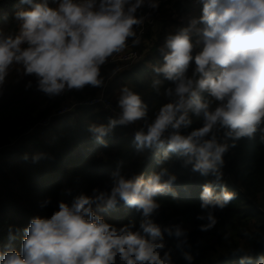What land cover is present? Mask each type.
Masks as SVG:
<instances>
[{
    "label": "clouds",
    "instance_id": "clouds-1",
    "mask_svg": "<svg viewBox=\"0 0 264 264\" xmlns=\"http://www.w3.org/2000/svg\"><path fill=\"white\" fill-rule=\"evenodd\" d=\"M201 2V16L169 35L166 51L160 49L164 62L154 71L174 84L164 92L172 99L135 132L134 142L139 151L163 150L159 163L175 153L193 172L214 177L203 184L200 193V208L206 214L197 216L207 221L200 230L208 231L217 223L213 210H223L236 198L222 181L220 169L229 144L219 142L217 133L223 131L235 146L236 140L253 138L260 131L264 142V0ZM145 5L154 9L158 3L60 0L52 8L47 3L19 0L14 14L18 34L0 38V85L15 63L23 66L26 75L35 76L38 89L49 96L66 89L102 86L101 66L123 52L129 40L139 44L135 26L142 25L145 17L136 13ZM159 84V80L153 82L154 87ZM203 93L209 99L203 98ZM118 107V118L110 119L107 126H90L97 141L103 143V137L116 125L134 124L147 116V105L127 86L120 90ZM190 113L202 119V126L184 135L182 129L193 123ZM23 159H28L27 154ZM165 175L167 169L162 168L147 177L125 178L117 170L109 192L79 195L71 206L60 202L59 210L50 217L32 218L20 249L7 246L0 251V264H118L117 258L119 264H173L169 252L161 255L163 233L151 219L160 208L156 197L167 192L176 195L170 187L176 176L164 180ZM119 201L141 212L140 231H133L134 223L117 228L97 215ZM164 232L177 239L178 247L187 244V231L180 225H171ZM183 256L192 264L189 253ZM251 261L252 257L245 256L240 264ZM255 264H264V254Z\"/></svg>",
    "mask_w": 264,
    "mask_h": 264
},
{
    "label": "trees",
    "instance_id": "trees-1",
    "mask_svg": "<svg viewBox=\"0 0 264 264\" xmlns=\"http://www.w3.org/2000/svg\"><path fill=\"white\" fill-rule=\"evenodd\" d=\"M34 2L47 3L55 8L60 0ZM18 5L19 0H0V38L18 34L19 22L14 16ZM21 7L26 10L30 8L29 5ZM146 9L145 5L137 10L136 15L142 16ZM192 10L188 1L184 4L177 2L173 8L161 4L158 13L163 26L159 31L154 32L147 25L139 37L141 25L135 26L140 42L133 46L139 52H143L145 42L155 36L154 44L144 53L143 61L117 70L109 78L119 64H111L108 60L101 66L103 85L68 90V100L73 102L94 97L106 84V93L113 98L115 96L118 105L120 90L127 86L138 93L147 105L145 120L134 125L141 128L145 123H150L160 106L172 99L165 96V89L174 87L162 73L154 71L164 62L160 49L167 50L163 44L165 24L169 20L174 21V11L189 16ZM130 44L131 40L128 42ZM194 67V63L190 64L187 75H192ZM155 80L160 81L156 87L153 86ZM53 97L40 91L35 76L26 75L20 64L10 66L3 85H0V146L19 139L9 150L3 151L15 153L14 169L7 172L6 162L0 161V251L6 250L7 246L19 250L25 236L24 230L31 219L36 216L50 217L59 210L60 202L71 206L79 195L94 196L98 192H109L113 173L117 170L125 178H132L135 175L147 177L165 168L167 175L163 177L164 180L169 175L176 176L170 186L176 195L167 192L156 197L160 208L151 219L161 227L163 233L165 248L161 255L169 252L173 264H188L183 256L185 252L193 257L192 264H240L245 256L252 257L251 264H255L256 258L264 254V142H261L260 131L253 138L236 140L235 146H232L230 138L225 142L229 144V149L224 154L222 167L228 179L222 181L228 191L236 193V198L223 210H213L217 223L212 229L201 231L200 225L207 221L197 219L198 215L206 214V210L200 208V193L203 184L214 177L193 172L192 166H185L184 158L175 153H170L167 161L159 163L163 150L153 147L139 151L130 136L129 127L116 125L103 137V143L97 141L89 131L90 126H107L109 120L114 119L102 109L80 107L64 116L55 117L46 128L45 136L36 138L33 148L25 153L21 135L62 105L61 98ZM202 97L209 99L207 93H203ZM212 106L215 107V104ZM189 115L193 123L189 128L182 129L184 135L202 126L201 118L192 113ZM217 136L221 142V135L217 133ZM25 154L27 160L23 159ZM2 177L7 182H3ZM19 191L23 193L21 198ZM93 210H96L95 205ZM97 215L117 228L134 223L133 231H140L139 225L143 219L140 211L123 201L108 211L97 212ZM176 224L187 231V244L180 247L174 236L164 232L165 228ZM238 249L242 251L237 252ZM117 261L119 264V258Z\"/></svg>",
    "mask_w": 264,
    "mask_h": 264
},
{
    "label": "built area",
    "instance_id": "built-area-1",
    "mask_svg": "<svg viewBox=\"0 0 264 264\" xmlns=\"http://www.w3.org/2000/svg\"><path fill=\"white\" fill-rule=\"evenodd\" d=\"M189 2L190 5L192 6V14L195 12L196 9L202 8V2L201 0H157L158 6L156 8H149L147 7L146 11L143 13L142 16L145 17L144 23L141 25V30L139 32V37L144 33L146 30V26L148 25L154 32H157L158 29L163 26L160 22L159 16L160 14L158 13V8L161 4H164L165 6L169 8H173V5L176 4L177 2H180L181 4H184L185 2ZM197 12V11H196ZM189 16H183L178 14L176 11L172 13V20L168 21V23L165 24L166 30L171 28V27H187L189 22L192 20L193 15ZM194 19V18H193ZM166 33V32H165ZM166 35V34H165ZM154 38L149 39L145 42V50L143 52H139L137 49L134 48L133 43L128 45L127 48L119 53L113 55L109 59V63L111 64H121L125 66H130L137 64L144 59V53L146 51H149L151 47L154 44ZM165 39V38H164ZM116 72V71H115ZM115 72H112L115 74ZM106 84L102 87L100 92L96 94L94 97L88 98V99H82L78 101H73L70 104L66 105H61L58 109H55L51 114L46 116L44 119L38 121L33 127L29 128L26 130L22 135L21 138H24V144L26 148V152H30V150L33 148V144L36 138H42L46 134V128L48 125L52 122V120L57 117V116H64L67 113L73 112L75 109L80 108V107H94L97 109H102L106 111L108 114H110L114 119L118 118L120 114V109L118 105L115 103V99L108 95L105 91ZM125 127H129L131 130L130 136L134 139L135 132L138 131L140 128L135 126L134 124H129V125H121ZM228 138H223L222 141L223 143L227 142ZM19 139H14L11 143L0 146V161H5L6 162V171L11 172L16 164L15 161V153H8V152H3L4 150L8 149L15 145ZM221 172H222V179L226 180L228 179V175L224 172L223 167L221 166ZM17 185L19 182L17 181ZM16 185V186H17ZM20 198L23 196V193L19 191Z\"/></svg>",
    "mask_w": 264,
    "mask_h": 264
},
{
    "label": "rangeland",
    "instance_id": "rangeland-1",
    "mask_svg": "<svg viewBox=\"0 0 264 264\" xmlns=\"http://www.w3.org/2000/svg\"><path fill=\"white\" fill-rule=\"evenodd\" d=\"M194 14H197V12L195 11L192 15H193V18H197V16L196 15H194ZM192 18V19H193ZM161 22V21H160ZM181 27H177V26H175V27H171V28H169V29H167V30H165L166 31V38L169 36V35H172V34H175L179 29H180ZM158 31H159V29H158ZM164 31V32H165ZM163 44H165V41L163 40ZM128 66H125V65H121V64H119V67L116 69V70H114L113 72H115V71H117V70H123V69H125V68H127ZM112 76H114V74L113 73H111L110 74V77L109 78H112ZM68 90L66 89L64 92H62L61 94H59V95H56V96H54L53 98L55 99V98H61V101H60V104H62V105H66V104H70L71 103V100L69 99L68 100V98H67V95H68ZM114 98H115V96H114ZM64 103V104H63ZM219 135H221L220 136V138H221V142H223L222 141V139L223 138H227V137H225L224 136V134H223V131H221V132H219ZM2 179V181L3 182H7V179L6 178H1Z\"/></svg>",
    "mask_w": 264,
    "mask_h": 264
},
{
    "label": "crops",
    "instance_id": "crops-1",
    "mask_svg": "<svg viewBox=\"0 0 264 264\" xmlns=\"http://www.w3.org/2000/svg\"><path fill=\"white\" fill-rule=\"evenodd\" d=\"M201 9V10H200ZM199 10L202 12V8L200 7V8H198V9H196L195 11H197V14H196V16H197V18H199L200 17V13H199ZM195 15V14H194ZM166 35H165V39H164V41H165V43H166Z\"/></svg>",
    "mask_w": 264,
    "mask_h": 264
}]
</instances>
